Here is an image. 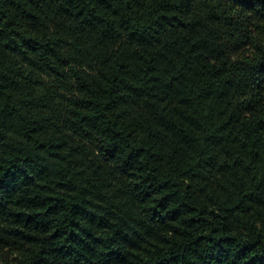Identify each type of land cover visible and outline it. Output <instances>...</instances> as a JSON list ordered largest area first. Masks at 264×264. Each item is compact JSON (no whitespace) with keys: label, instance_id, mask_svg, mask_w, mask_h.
Returning a JSON list of instances; mask_svg holds the SVG:
<instances>
[{"label":"trees","instance_id":"obj_1","mask_svg":"<svg viewBox=\"0 0 264 264\" xmlns=\"http://www.w3.org/2000/svg\"><path fill=\"white\" fill-rule=\"evenodd\" d=\"M0 264H264V0H0Z\"/></svg>","mask_w":264,"mask_h":264}]
</instances>
